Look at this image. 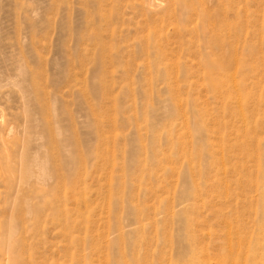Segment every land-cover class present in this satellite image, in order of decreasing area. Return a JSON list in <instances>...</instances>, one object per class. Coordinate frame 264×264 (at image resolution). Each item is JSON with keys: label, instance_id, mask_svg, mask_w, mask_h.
Instances as JSON below:
<instances>
[{"label": "rangeland", "instance_id": "374dc122", "mask_svg": "<svg viewBox=\"0 0 264 264\" xmlns=\"http://www.w3.org/2000/svg\"><path fill=\"white\" fill-rule=\"evenodd\" d=\"M0 264H264V0H0Z\"/></svg>", "mask_w": 264, "mask_h": 264}, {"label": "bare ground", "instance_id": "6f19581e", "mask_svg": "<svg viewBox=\"0 0 264 264\" xmlns=\"http://www.w3.org/2000/svg\"><path fill=\"white\" fill-rule=\"evenodd\" d=\"M235 79V77L234 78H232L231 80H234ZM235 81V80H234ZM234 84V83H233ZM30 168V167H29ZM10 223V222H9ZM12 225V224H11ZM10 231V230H9ZM12 232V231H11ZM9 234V233H8Z\"/></svg>", "mask_w": 264, "mask_h": 264}]
</instances>
